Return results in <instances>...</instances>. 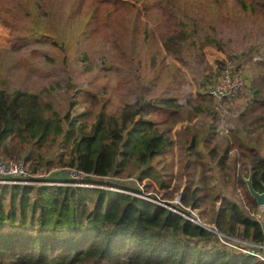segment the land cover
Wrapping results in <instances>:
<instances>
[{"label": "rangeland", "instance_id": "374dc122", "mask_svg": "<svg viewBox=\"0 0 264 264\" xmlns=\"http://www.w3.org/2000/svg\"><path fill=\"white\" fill-rule=\"evenodd\" d=\"M53 28H59L54 40H69L65 49L44 36ZM172 37L180 38L170 43ZM166 42L180 50L168 51ZM231 59L245 73L246 86L235 99L214 100L206 89ZM58 83L71 88L66 91ZM51 85L57 88L48 100L62 115L72 109L76 115L86 106L94 109V98H89L94 93H98L95 108L106 101L110 112L136 100L176 99L180 106L172 103L169 110L155 102L145 112L173 138L172 148L152 160L153 176L142 178V169L129 167L132 173L126 177L111 176L100 182L84 177L86 187L119 181L133 185L127 191L136 196L175 212L185 208L181 197L186 184L206 181L211 197L223 193L250 213L253 196L246 181L241 183L249 177L251 162L245 156L250 151L238 145L235 132L242 128L250 142L264 138L262 129L252 135L247 132L253 128L249 118L264 113V10L260 6L245 9L240 0H0V88L40 91ZM78 89L79 103L72 108L70 97ZM193 137L196 149L190 150L188 160ZM213 148L215 153L210 152ZM62 151L63 146L53 154L56 162ZM223 154L229 157L224 168L218 164ZM0 159L8 157L1 152ZM61 168L44 164L41 170L46 176ZM34 173V179H42ZM220 203L202 199L198 212L208 226ZM252 215L264 221V207ZM237 238L238 244L246 245Z\"/></svg>", "mask_w": 264, "mask_h": 264}, {"label": "trees", "instance_id": "16d2710c", "mask_svg": "<svg viewBox=\"0 0 264 264\" xmlns=\"http://www.w3.org/2000/svg\"><path fill=\"white\" fill-rule=\"evenodd\" d=\"M240 2L245 9L260 6L264 10V0ZM53 29L56 30L44 36L65 49L69 40H54L59 28ZM178 38L169 41L173 43ZM170 43L166 42L168 51L180 50ZM57 86L40 91L0 88V153L8 159L32 160L34 172L44 164L77 167L88 174L86 180L90 182H100L108 176H129V167L142 169V178L154 175L152 160L172 148L173 138L158 122L145 117V112L155 102L165 109L172 110V103L179 108L176 99L136 100L126 103L119 112H110L106 101L95 108L98 93H94L89 96L95 99L94 109L86 106L76 115L73 109L62 115L48 100ZM63 88L69 91L71 86ZM76 93L81 89L70 97L72 108L79 103ZM252 120L253 128L247 131L250 135L264 130L263 112L249 118ZM241 129H236V142L250 151L245 156L251 162L247 172L252 173L254 187L263 191L264 138L250 142ZM62 146L65 151L56 162L53 154ZM188 148L189 160L196 149L195 137ZM214 149L210 152L215 153ZM196 156L203 164L199 151ZM228 159L227 154L221 155L219 166L226 167ZM63 176L61 171L54 174L59 180ZM205 182L187 183L182 204L198 209L202 199L221 202L210 225L229 237L263 243L264 221L252 215L260 208L257 201L252 198L249 213L223 193L211 197ZM111 185L121 186L119 181ZM127 188L134 189L133 185ZM217 242L218 235L204 226L131 193L75 185H0V264H264Z\"/></svg>", "mask_w": 264, "mask_h": 264}, {"label": "built area", "instance_id": "2783aa9c", "mask_svg": "<svg viewBox=\"0 0 264 264\" xmlns=\"http://www.w3.org/2000/svg\"><path fill=\"white\" fill-rule=\"evenodd\" d=\"M246 86V75L245 73L239 70V66L235 59H231L226 61L224 64L219 77L206 89V93L209 97L213 98L217 101H223L228 99H235L238 97L240 92ZM64 175V179H57L54 177V174L57 172L46 173V176L42 170L37 172H33L34 174H41L42 179H34L33 173L30 171L29 162L25 158L21 159H0V184H32L35 186L39 185H49V186H57V185H76V186H88L85 184L87 181H83V178L88 176L85 172L80 170L77 167L71 166H63L60 170ZM111 177V176H108ZM85 180V179H84ZM122 187H127L129 185ZM122 187L113 185H106L100 188H106L111 190H116L118 192L131 193L127 190H132L130 188H126V190H121ZM134 187V186H133ZM121 188V189H120ZM135 195V194H134ZM184 208V207H183ZM184 211L181 208H178L176 212L187 219L191 220L194 223L204 226L205 228L211 230L212 232L218 235V240L221 244L225 246H232L233 248L239 249L241 252L238 254H246L253 257H256L260 261L264 262V242L257 243L253 240H242V242L246 243L245 246L238 244L240 238H233L227 235L220 233L215 225L206 224L204 220L202 221L199 216L198 209H191L189 207L184 208ZM232 240L230 243L228 240ZM243 239V238H242ZM236 244V245H235ZM236 250V251H239Z\"/></svg>", "mask_w": 264, "mask_h": 264}, {"label": "water", "instance_id": "95a60500", "mask_svg": "<svg viewBox=\"0 0 264 264\" xmlns=\"http://www.w3.org/2000/svg\"><path fill=\"white\" fill-rule=\"evenodd\" d=\"M245 181L248 185L251 195L257 201L258 205L264 207V190L259 191L254 187L252 173L249 174V177L246 178Z\"/></svg>", "mask_w": 264, "mask_h": 264}, {"label": "crops", "instance_id": "0c3cea01", "mask_svg": "<svg viewBox=\"0 0 264 264\" xmlns=\"http://www.w3.org/2000/svg\"><path fill=\"white\" fill-rule=\"evenodd\" d=\"M1 150V149H0ZM261 208V206H259Z\"/></svg>", "mask_w": 264, "mask_h": 264}, {"label": "bare ground", "instance_id": "6f19581e", "mask_svg": "<svg viewBox=\"0 0 264 264\" xmlns=\"http://www.w3.org/2000/svg\"><path fill=\"white\" fill-rule=\"evenodd\" d=\"M176 212V211H175Z\"/></svg>", "mask_w": 264, "mask_h": 264}]
</instances>
